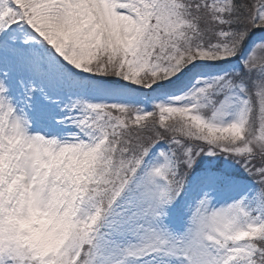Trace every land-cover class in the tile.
<instances>
[{"label": "snow or ice", "instance_id": "obj_1", "mask_svg": "<svg viewBox=\"0 0 264 264\" xmlns=\"http://www.w3.org/2000/svg\"><path fill=\"white\" fill-rule=\"evenodd\" d=\"M253 30L264 31V0H0V264H264V40L244 75L151 111L69 98L75 132L31 131L44 115L35 94L50 100L73 69L153 89L190 65L237 58ZM25 79L21 107L12 90ZM161 142L168 151L149 164ZM202 155L232 158L259 187L250 203L222 207L203 191L176 234L168 209ZM205 183L235 186L222 174Z\"/></svg>", "mask_w": 264, "mask_h": 264}, {"label": "rangeland", "instance_id": "obj_2", "mask_svg": "<svg viewBox=\"0 0 264 264\" xmlns=\"http://www.w3.org/2000/svg\"><path fill=\"white\" fill-rule=\"evenodd\" d=\"M252 36V34H254ZM251 34V41L246 47L240 56L228 61H221L217 63H197L195 65H190L188 68L184 69L178 76L168 80L162 84L157 85L153 89H138L131 86L113 87V90L105 93L100 99L99 103H120L125 105L134 106L138 99H141L138 96L142 95L143 92L149 93V105L147 107L141 106L145 111H151L153 105L156 103H170L175 101L177 97L185 96L189 94L194 88L202 86L204 81H211L217 77H235L236 73H243V65L241 61L246 58L247 52L251 47V44L260 42L264 40V31L254 30ZM219 65V66H217ZM71 75H79L82 77H88L85 74L76 72L74 69L71 71ZM111 81V80H110ZM28 83L25 79L21 83L20 88L14 87L12 90L13 99L17 100L20 103V106L23 107V91L24 86ZM39 84V81H36ZM76 85L73 86L75 88ZM74 89L66 85L65 88L59 92V95L56 97L57 100H45L42 98L41 94L37 92L33 97V103L36 107L43 109V117L40 121L33 124L31 131L35 134L39 133H48L49 135H55L56 137L63 138L68 135H71L75 132L73 125L65 121L66 109L65 105L68 103L69 98L72 99H81V92H73ZM75 94V96H74ZM51 97V93H49ZM74 97V98H73ZM216 106L219 107V104L225 100L224 95H219L214 97ZM90 103L89 101H85ZM133 104V105H132ZM206 116H209L211 113L205 111ZM225 119H231L232 115L230 111H226L224 114ZM56 121H64L61 124L55 123ZM169 145L167 143L161 142L156 145L152 150L150 156L148 157L149 164L155 163L158 159V153L163 151L167 152ZM201 162V166L197 167L196 164ZM196 164L193 166V169L190 171L184 193L180 199H178L171 208L168 209V214L170 213V218L168 217L165 223L170 230L176 234H183L187 228V221L190 216V206L194 205L195 202L199 199L203 191H209L212 199V204L215 207L226 206L234 201H238L245 196L249 198V203L251 198L257 192L258 187H253L250 189L249 186L252 185V182L256 183L253 177L249 176L243 168L240 167L232 158L225 155H215V156H201ZM198 169H202L199 170ZM207 171H214L216 174L226 175L231 177L235 186L217 183L214 185H209L205 183L206 177L209 175ZM205 172V173H204ZM199 173H202L199 176ZM214 173V174H215ZM213 174V173H211ZM257 184V183H256ZM220 185H223L224 190H219ZM257 188V189H256ZM171 210V212H170ZM172 220V221H171ZM172 223V225H171ZM129 242L134 243L135 240L131 237L126 238L122 241V246H126ZM160 258L145 257L143 258V264H159ZM135 264H141V261H136ZM175 264V262H173Z\"/></svg>", "mask_w": 264, "mask_h": 264}, {"label": "trees", "instance_id": "obj_3", "mask_svg": "<svg viewBox=\"0 0 264 264\" xmlns=\"http://www.w3.org/2000/svg\"><path fill=\"white\" fill-rule=\"evenodd\" d=\"M253 31H254V30H253ZM107 80H108V79H107ZM201 164H202V163L199 162V164H196V166L200 168V167H202ZM202 168H205V167H202Z\"/></svg>", "mask_w": 264, "mask_h": 264}]
</instances>
